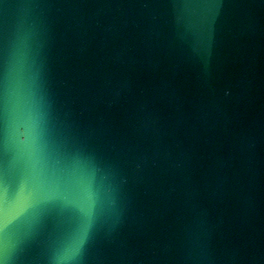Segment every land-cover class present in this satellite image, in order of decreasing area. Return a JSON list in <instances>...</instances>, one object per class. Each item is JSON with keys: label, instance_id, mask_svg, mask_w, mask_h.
Here are the masks:
<instances>
[{"label": "water", "instance_id": "1", "mask_svg": "<svg viewBox=\"0 0 264 264\" xmlns=\"http://www.w3.org/2000/svg\"><path fill=\"white\" fill-rule=\"evenodd\" d=\"M21 42L100 163L85 264H264V0H0V77Z\"/></svg>", "mask_w": 264, "mask_h": 264}, {"label": "snow or ice", "instance_id": "2", "mask_svg": "<svg viewBox=\"0 0 264 264\" xmlns=\"http://www.w3.org/2000/svg\"><path fill=\"white\" fill-rule=\"evenodd\" d=\"M26 47L21 42L11 61L5 55L0 77V264H23L25 249L53 216L68 223L52 245L50 264H85L103 210L94 184L100 163L59 130ZM26 220L29 228L10 241L12 228Z\"/></svg>", "mask_w": 264, "mask_h": 264}]
</instances>
